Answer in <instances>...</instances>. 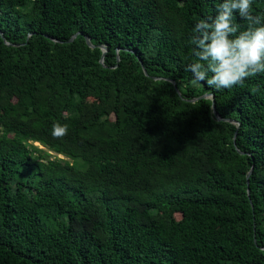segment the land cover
I'll list each match as a JSON object with an SVG mask.
<instances>
[{
  "label": "trees",
  "instance_id": "1",
  "mask_svg": "<svg viewBox=\"0 0 264 264\" xmlns=\"http://www.w3.org/2000/svg\"><path fill=\"white\" fill-rule=\"evenodd\" d=\"M221 2L0 0V264H264V73L185 71Z\"/></svg>",
  "mask_w": 264,
  "mask_h": 264
},
{
  "label": "clouds",
  "instance_id": "2",
  "mask_svg": "<svg viewBox=\"0 0 264 264\" xmlns=\"http://www.w3.org/2000/svg\"><path fill=\"white\" fill-rule=\"evenodd\" d=\"M251 8L252 0H222L214 17L195 23L189 43L197 60L185 66L194 80L212 89H229L264 73V24ZM237 16L247 21L243 31ZM67 133V125H53L54 138Z\"/></svg>",
  "mask_w": 264,
  "mask_h": 264
},
{
  "label": "water",
  "instance_id": "3",
  "mask_svg": "<svg viewBox=\"0 0 264 264\" xmlns=\"http://www.w3.org/2000/svg\"><path fill=\"white\" fill-rule=\"evenodd\" d=\"M79 32H80V31H76L75 33H73V34L67 39V41H72V40L75 38V36H76ZM29 34H30V33H29ZM0 35H1V36L3 37V39H4V35H3L2 31H0ZM46 36H49V35L46 34ZM84 38H85V40H86V43H87L90 47H94V46H95V44L91 42L90 37H89L88 35H84ZM4 41H5L7 44L9 43V42L6 41L5 39H4ZM98 46L101 47V49H102V54H101V57H100V62L103 63V57H104L105 52L107 51V47H106L104 44H98ZM118 60H119V56H118V54H117V61H118ZM139 61H140V63H141V66H142V69H143L144 73L147 74V71H146V69H145V67H144V65H143V62H142V60H141L140 58H139ZM103 64H104V63H103ZM153 77H154V78H160V76H153ZM166 78H167L168 80H170V81L174 84L176 91H177L178 93H180L179 89L176 87L175 80L172 79V78H168V77H166ZM199 97H211V99H212V104H211L212 111H213V113H214V115H215V117H216L217 119H222V120L232 121V119H230V118H224V117H221V116L219 115V113L217 112V110H216V108H215V101H214V96H213L212 93L205 92V93H202ZM196 98H198V97H194V98H192V99H196ZM235 135H236V132H235ZM235 135H234V139H233V140H234V144H235ZM238 151H240V150H238ZM240 152H242V151H240ZM252 169H253V166L250 167V169L248 170V173H247V175H246V177H247V183H248V177H249V174L251 173ZM247 193L249 194V189H248V188H247Z\"/></svg>",
  "mask_w": 264,
  "mask_h": 264
},
{
  "label": "rangeland",
  "instance_id": "4",
  "mask_svg": "<svg viewBox=\"0 0 264 264\" xmlns=\"http://www.w3.org/2000/svg\"><path fill=\"white\" fill-rule=\"evenodd\" d=\"M35 144H37V145L40 146V147L42 146V145H40V144H38V143H36V142H35ZM51 152H52V151H51ZM52 154H56V153H55V152H52ZM57 156L63 157L62 154H57ZM64 158H66V157L64 156Z\"/></svg>",
  "mask_w": 264,
  "mask_h": 264
}]
</instances>
